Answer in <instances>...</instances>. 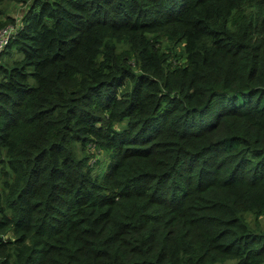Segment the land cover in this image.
<instances>
[{"label": "trees", "instance_id": "1", "mask_svg": "<svg viewBox=\"0 0 264 264\" xmlns=\"http://www.w3.org/2000/svg\"><path fill=\"white\" fill-rule=\"evenodd\" d=\"M9 3L0 264H264V0Z\"/></svg>", "mask_w": 264, "mask_h": 264}, {"label": "rangeland", "instance_id": "2", "mask_svg": "<svg viewBox=\"0 0 264 264\" xmlns=\"http://www.w3.org/2000/svg\"><path fill=\"white\" fill-rule=\"evenodd\" d=\"M21 5L20 4H16V3H9L7 4H3L2 6H0V9L5 10L6 13H10V15L12 17H14L15 22L14 23H18V16H19V10L21 9ZM19 24V23H18ZM97 157H99V159H101V163H99L97 166L94 167V173L95 174H99L102 175L103 171H104V167L105 164L107 163V157L105 156V154L103 153H99L97 155ZM246 219L251 220L252 219V215L249 213L245 214ZM264 218L261 219V221H263Z\"/></svg>", "mask_w": 264, "mask_h": 264}, {"label": "built area", "instance_id": "3", "mask_svg": "<svg viewBox=\"0 0 264 264\" xmlns=\"http://www.w3.org/2000/svg\"><path fill=\"white\" fill-rule=\"evenodd\" d=\"M14 28L12 26H7L0 30V52L7 45L9 37L13 33Z\"/></svg>", "mask_w": 264, "mask_h": 264}]
</instances>
